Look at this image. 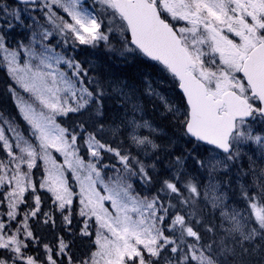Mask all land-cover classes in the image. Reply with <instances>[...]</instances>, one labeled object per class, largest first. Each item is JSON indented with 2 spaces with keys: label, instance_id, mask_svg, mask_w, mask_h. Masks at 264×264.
Wrapping results in <instances>:
<instances>
[{
  "label": "snow or ice",
  "instance_id": "1",
  "mask_svg": "<svg viewBox=\"0 0 264 264\" xmlns=\"http://www.w3.org/2000/svg\"><path fill=\"white\" fill-rule=\"evenodd\" d=\"M0 264H264V0H0Z\"/></svg>",
  "mask_w": 264,
  "mask_h": 264
}]
</instances>
